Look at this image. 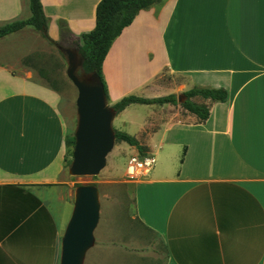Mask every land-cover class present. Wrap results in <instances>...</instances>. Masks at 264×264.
I'll return each mask as SVG.
<instances>
[{
    "label": "crops",
    "instance_id": "1",
    "mask_svg": "<svg viewBox=\"0 0 264 264\" xmlns=\"http://www.w3.org/2000/svg\"><path fill=\"white\" fill-rule=\"evenodd\" d=\"M99 1L41 0L49 38L60 22L74 38L91 31ZM29 16V0H0V25ZM25 34L37 36L27 27L0 38V264H59L62 223L42 191L63 183L70 133L57 93L21 62L34 49ZM163 73L181 78L175 96L202 87L227 98L192 99L209 106L204 122L170 104H132L113 119L154 158L134 186L148 251L137 246L127 264H264V0L140 11L103 61L109 103L157 96L143 91L159 90Z\"/></svg>",
    "mask_w": 264,
    "mask_h": 264
},
{
    "label": "rangeland",
    "instance_id": "2",
    "mask_svg": "<svg viewBox=\"0 0 264 264\" xmlns=\"http://www.w3.org/2000/svg\"><path fill=\"white\" fill-rule=\"evenodd\" d=\"M35 33L37 36L25 34L26 36L22 38L26 46H30V49L33 47L34 49H32V53L23 57L21 62L23 65L33 69L35 77L41 84L57 93L59 96V110L65 118L69 133L71 134L74 132L77 123L75 107L77 91L66 77L67 56L64 51L74 50L67 48L59 50L46 40L42 41L40 39L41 36L37 32ZM24 54L25 52H23ZM25 59L27 63H24ZM78 73L80 74V69H78ZM121 75H125V72H122ZM155 82L161 88L159 90L143 91V95L156 94L157 96H151L153 98L171 95L172 90L170 89L180 85L182 80L180 77L163 73ZM126 92L127 88L123 86L119 93L123 94ZM115 97L112 93L109 94V101L107 100L109 106H112L109 102L112 103ZM139 97L149 98V96ZM143 116V112L137 114L136 121L141 120ZM121 120L117 119L112 123L113 130L123 132L119 130ZM134 152H137V150L133 147L130 148L126 143L114 142L113 149L106 157L105 167L98 175L85 177L70 176L67 172L68 166L65 163V170L61 176L63 183L56 187L47 188L45 192L42 191V196L62 223L63 234L73 208L75 189L81 185L96 187L100 204L99 221L94 230L93 247L86 253L83 264H127L130 256H133L131 251L137 248V246L140 252L148 251L145 250L147 246H144L147 240H143V227L139 225L135 215L134 186L141 178L129 180L125 175L128 159L134 155ZM146 156H151V154L146 153L144 157ZM66 159H71L68 153L66 154ZM148 240L150 239L148 238ZM124 259L126 261H123Z\"/></svg>",
    "mask_w": 264,
    "mask_h": 264
},
{
    "label": "water",
    "instance_id": "3",
    "mask_svg": "<svg viewBox=\"0 0 264 264\" xmlns=\"http://www.w3.org/2000/svg\"><path fill=\"white\" fill-rule=\"evenodd\" d=\"M64 52L67 56L66 77L77 91V123L67 172L73 177L96 176L105 167L106 157L114 146L112 123L116 113L107 103L99 78L93 74L78 73L82 63L77 52ZM182 99V95L177 96L178 103ZM99 210L96 187L78 186L74 192L71 215L61 237L59 264H83L86 253L94 244Z\"/></svg>",
    "mask_w": 264,
    "mask_h": 264
},
{
    "label": "trees",
    "instance_id": "4",
    "mask_svg": "<svg viewBox=\"0 0 264 264\" xmlns=\"http://www.w3.org/2000/svg\"><path fill=\"white\" fill-rule=\"evenodd\" d=\"M162 0H100L95 8V26L91 31L82 33L79 38H74L65 22L59 24V41H53L48 36V19L46 18L41 0H29L30 16L27 19L14 20L0 25V38L19 32L30 27L37 32L41 38L55 46L59 50L64 48L73 49L81 59V71L85 74H93L99 78L104 87L106 99L108 100L106 85L102 75V65L113 41L128 27L137 14L159 3ZM26 62V59L24 60ZM183 100L178 103L174 94L157 97L142 98L128 95L113 104L111 107L116 115L132 104L138 105H179L187 113L195 115L198 122L208 119L210 108L208 105L195 103L193 98L210 100L211 102H224L227 92L223 88L193 87L181 94ZM116 143H126L137 150L140 156L146 154V148L131 135L113 130ZM74 145L73 133L65 137L66 154L72 156ZM67 166L70 160L66 159Z\"/></svg>",
    "mask_w": 264,
    "mask_h": 264
},
{
    "label": "built area",
    "instance_id": "5",
    "mask_svg": "<svg viewBox=\"0 0 264 264\" xmlns=\"http://www.w3.org/2000/svg\"><path fill=\"white\" fill-rule=\"evenodd\" d=\"M153 167L154 158L152 156L132 155L128 159L125 175L129 180H137L147 176Z\"/></svg>",
    "mask_w": 264,
    "mask_h": 264
},
{
    "label": "flooded vegetation",
    "instance_id": "6",
    "mask_svg": "<svg viewBox=\"0 0 264 264\" xmlns=\"http://www.w3.org/2000/svg\"><path fill=\"white\" fill-rule=\"evenodd\" d=\"M82 71H81V68H80V73H81Z\"/></svg>",
    "mask_w": 264,
    "mask_h": 264
}]
</instances>
